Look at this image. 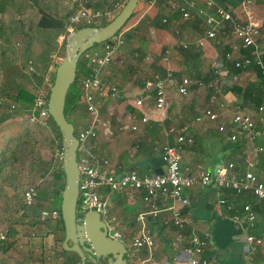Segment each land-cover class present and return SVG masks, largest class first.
Here are the masks:
<instances>
[{
	"label": "crops",
	"instance_id": "0c3cea01",
	"mask_svg": "<svg viewBox=\"0 0 264 264\" xmlns=\"http://www.w3.org/2000/svg\"><path fill=\"white\" fill-rule=\"evenodd\" d=\"M69 1L75 6L74 11L78 1ZM182 1H193L190 13L195 17L194 21L181 22L178 14L167 10V2ZM108 2L109 0H89L96 8ZM214 3L222 6L226 2L214 0ZM261 7L262 9L254 6L252 8L248 5V17L264 29V6ZM133 12L125 26L124 44L114 53L111 63L98 74L103 93L96 96L99 100V117L104 126H97L96 138L87 143L86 153L97 161L104 160L114 166L116 176L130 170L148 175L155 169L163 172L164 167L160 162L153 166L150 160L159 154L161 146L173 145L176 133L185 125L192 142L181 146L179 157L182 170H193L196 164H200L214 178L229 172L241 175L250 171L264 184V173H256L255 158L257 152L264 149V137L253 142L250 147L246 145L245 150L225 149V139L221 136L224 139L222 140L214 134V125L197 124L193 121L196 114L213 97L215 101H222L225 105L224 114L227 119L237 110L251 115L259 129L264 126L258 120L255 112L257 106L252 101L261 92L255 69L249 68L233 74L231 67L227 65L226 69L221 66L222 54L228 51L230 44L236 43L233 36L226 31L218 34L217 41H203L202 47L192 45L202 37V14L199 12L211 13L198 0H159L150 8H147L145 0H139ZM162 17L166 18L167 23L162 24L165 27L157 28L154 20ZM240 17L245 19V15ZM181 41L189 43L191 48L182 50L177 45ZM166 48L169 49V58L167 62H163L161 55ZM188 50L189 53H184ZM195 52H199L198 57L191 55ZM8 61L6 58L4 65L0 60L1 91L6 88L11 95H15L20 89L34 92L32 83L27 79L29 63L19 57L13 62ZM214 63H220L221 74L209 85L200 82L194 84L190 79L192 84L184 96L178 95L173 85L167 87L166 109L158 111L153 108L152 91L145 90V85L153 77H162L169 69L176 84L182 77L190 78L192 70L188 73V66H199V71L204 73L209 69L213 70ZM227 64L232 65L229 62ZM221 82L229 88H238L239 93L223 94L217 86ZM42 85L43 82L40 87ZM211 86L213 92H210ZM110 87L117 90V100L106 95ZM136 99H141L140 107L134 106ZM2 102L8 104L9 101L3 98ZM11 106L12 116L0 122V133L1 127L8 126L5 132L9 134L5 144L0 137V155L6 150L9 140L18 135L25 125L27 111L19 110L16 103ZM3 113L0 108V115ZM126 115H130L131 119H126ZM141 117H145L144 123L140 121ZM85 122L86 120L84 125ZM131 126L135 129L130 130ZM170 127L176 133L170 134ZM229 164L231 168L227 169ZM57 170L59 169H54ZM7 177L2 178V184ZM98 194L105 202L106 213L115 219L113 231L122 235L120 242L127 249L126 264H131L129 245L131 239L137 235L138 226L134 217L143 209L142 193L129 190L109 193L101 189ZM185 195L188 200L185 207L165 196H159L158 217L146 219L145 229L153 241L152 261L149 264H188L193 257L188 253L189 237H202L204 233L209 234V240L202 254L196 257L198 260L205 258L207 264H264V204L261 201L249 193L235 194L229 189L218 188L214 183L193 186L185 191ZM220 199L225 200L230 208L218 204ZM244 205H248L254 215V224L250 229L244 225ZM170 207L180 209L190 220L183 228V237L179 240L176 238L177 229L170 223ZM234 215L239 217L238 222L232 220ZM13 229L15 234L7 238V250L0 249V264H67L66 257L60 252L63 233L58 229L57 223L25 218L21 223L13 224ZM247 235L259 239L260 245L247 243ZM18 245H22L21 248ZM135 257H146V251L140 250L135 253Z\"/></svg>",
	"mask_w": 264,
	"mask_h": 264
},
{
	"label": "built area",
	"instance_id": "2783aa9c",
	"mask_svg": "<svg viewBox=\"0 0 264 264\" xmlns=\"http://www.w3.org/2000/svg\"><path fill=\"white\" fill-rule=\"evenodd\" d=\"M77 1V8L66 18V31L68 33L72 32L76 26L89 27L103 20L112 19L127 0H109L107 4L97 8L93 7L89 0ZM198 1H201L203 7L210 10L211 13L204 14L199 12V14H202L200 22L203 28L202 37L194 41L192 45L194 47H202L203 41H217L218 34H224L229 31L236 43L229 45V49L224 53L223 59L240 71H245L249 68L257 69L264 83V56L262 55V48L257 42L259 25L248 17L250 0H241L234 8L235 10L228 5V0H220L224 3L226 2L222 6L216 5L214 0ZM145 2L147 8H150L158 0H146ZM166 6L169 12L179 15L181 22L195 20V17L190 13L193 1L167 2ZM240 15H245V19H242ZM159 21L161 24L167 23L165 17L160 18ZM125 30L126 28L119 30L113 37L99 44V47L86 50L80 56L91 67V73L79 81L82 94L78 97V102L84 107L89 119L86 120L85 125L83 124L77 130L74 129V137L78 142L76 149V170L78 173L76 213L78 216H82L86 212L99 213L101 220L106 225L107 235L111 231V236L109 237L120 241L122 235L113 231L115 219L110 217L104 210L105 202L100 198L98 192L101 189L109 193H121L125 190L140 191L142 193L141 204L143 209L134 217V222L138 229L137 235L131 239L129 245V259L132 262L131 264H149L152 261L153 241L145 229V222L147 218L155 219L158 217L160 210L157 207V200L159 196H165L172 201L178 202L181 207H185L188 205L185 195L186 190L193 186H205L214 183L218 188L229 189L235 194L249 193L264 204V184L250 171H245L241 175L229 172L228 174H219L214 178L200 164H196L193 170H182L179 157L181 146L192 142L185 125L177 133L173 127L168 129L170 134L176 133V135L173 145H163L159 149L160 160L164 167L161 175L138 174L136 171L130 170L121 176H116L114 166L104 160L97 161L86 153L87 143L96 138L97 126H104V122L99 117V100L96 96H101L103 93L98 74L101 69L111 63L114 53L124 44L123 34ZM177 45L182 50L191 48V45L187 42L181 41ZM168 58L169 49L166 48L162 52L161 60L167 62ZM219 64H213V74L217 77L221 74ZM28 70L31 71V67ZM51 81L50 74L46 73L43 78V87L36 91L32 105L26 113L25 118L28 122L45 126L50 120L46 109V98ZM191 84L192 81L187 76L182 77L175 84L171 71L167 69L162 77H153V80L145 85V90L152 91L153 108L163 111L167 106L165 98L167 87L173 85L177 94L184 96L187 94ZM106 95L112 100L119 98L115 87H110ZM141 105V99L134 101V106L140 107ZM10 108H13V106ZM224 110L225 105L222 101H215L211 97L208 104L196 114L193 121L197 124L209 123L214 125L216 132L226 141L232 143L243 138L253 143L264 137V126L261 129L256 128L255 121L249 114L236 110L227 119ZM255 112L258 114V120L264 123V104L258 105L255 108ZM126 119H131V116L126 115ZM140 121L144 123L146 121L145 117H141ZM134 129V126L130 127V130ZM54 158L57 169H60L62 160L61 149L55 152ZM248 165L251 166V164ZM230 168L231 165H227V169ZM35 198L36 191L32 187L22 192V202L25 205H32ZM218 204L225 205L227 209L230 208V205L223 199H220ZM242 209L244 212V225L250 229L254 224V215L248 205H244ZM170 210V223L177 229L176 238L179 240L183 237V228L190 223V220L181 213L180 209L170 207ZM59 218L58 210H41L39 212V220L42 221L57 223ZM232 220L238 222L239 217L234 215ZM208 240V233H204L202 237L196 235L189 237L190 249L188 253L193 257L188 261V264H207L205 258L198 260L196 257L202 254ZM245 240L253 245H260L261 243L259 239L252 235H247ZM6 241V235L0 232V244ZM21 246L18 245L19 248ZM140 250L146 251V257L136 259L135 253Z\"/></svg>",
	"mask_w": 264,
	"mask_h": 264
},
{
	"label": "trees",
	"instance_id": "16d2710c",
	"mask_svg": "<svg viewBox=\"0 0 264 264\" xmlns=\"http://www.w3.org/2000/svg\"><path fill=\"white\" fill-rule=\"evenodd\" d=\"M146 1V0H145ZM159 1V0H158ZM241 0H228V5L231 8L237 6ZM60 1L58 0H0V60L4 64L6 54H10L11 61H14L15 46H21L22 59L27 61L31 67V71L27 74V79L32 83L34 92H27L20 89L15 95L9 94V90L1 91L0 89V108L3 109V114L0 115V122L10 118L13 111L10 110V105L16 103L19 110L28 111L32 105L36 91L43 82V78L47 70L55 66L54 57L56 56V39L59 36H66V18L70 11L65 14H60ZM254 8L258 5L264 6V0H253ZM13 10L14 15H7ZM27 12L31 14H39L37 22L33 21L36 15H25ZM134 12L131 14V16ZM116 14H114L115 16ZM251 15V13H250ZM130 16V17H131ZM33 17V18H32ZM6 18H9L8 21ZM32 18V19H31ZM111 19L103 20L96 25L89 27L102 26L108 23ZM154 25L157 28L165 27L159 21L154 20ZM127 23V22H126ZM126 24L120 29L123 30ZM76 26L74 30L82 28ZM124 35V34H123ZM257 42L262 48L264 56V29L259 25ZM94 48L99 45L93 46ZM92 47V48H93ZM229 49V47H228ZM184 53H189L185 51ZM199 52L192 53L193 57H198ZM221 56V66H229L233 69V74L240 70L235 69L232 65L227 64ZM13 59V60H12ZM85 60L79 57L76 65V76L74 82L69 86L65 101H64V116L71 121L74 129L80 128L89 116L85 112L84 107L78 102V97L81 96L82 90L79 85L81 78L88 76L91 73V67L84 64ZM5 65V64H4ZM199 67V66H198ZM188 66L190 79L194 84L202 83L209 85L217 79L213 74V70L200 72L199 68ZM227 69V67H225ZM255 69V68H254ZM257 81L261 87V92L253 99L255 106L264 104V83L257 69H255ZM52 74L50 78L52 79ZM220 92L239 93L236 87H227L224 82L218 83ZM210 92H213V87H210ZM218 97V96H217ZM215 96V98H217ZM7 99L8 104L2 102V99ZM251 116V115H250ZM72 118V120L70 119ZM81 123V124H80ZM256 128H260L256 125ZM262 128V127H261ZM214 134L221 137L219 133L214 131ZM222 138V137H221ZM222 140H224L222 138ZM246 141V142H245ZM251 142L245 138L239 139L232 143L224 140L225 149L245 150L246 145L251 146ZM53 148L61 149L59 132L48 120L47 125L33 124L25 120L23 130L8 142L7 148L0 155V232L4 233L7 238H11L15 234L13 224L21 223L25 218L28 220H39V212L41 210H58L59 194L63 187V174L61 168L54 171L52 168ZM43 150H48L50 155ZM256 158V173H264V149L257 152ZM7 177L2 184V178ZM257 178V177H256ZM34 188L36 198L32 205H25L22 202V192L28 188ZM58 229L62 231L60 218L57 222ZM8 241L0 244L1 250H7ZM60 252L66 257L67 264H79V259L74 253L62 251Z\"/></svg>",
	"mask_w": 264,
	"mask_h": 264
},
{
	"label": "water",
	"instance_id": "95a60500",
	"mask_svg": "<svg viewBox=\"0 0 264 264\" xmlns=\"http://www.w3.org/2000/svg\"><path fill=\"white\" fill-rule=\"evenodd\" d=\"M139 0H127L119 12L105 25L82 27L64 37V53L54 66L52 81L47 91L46 109L49 118L60 136L62 152L61 171L63 187L59 194V216L63 237L62 251L74 253L79 264H126V246L107 235L105 223L97 212L76 213L78 173L76 170V149L74 126L64 116V101L69 86L76 76V65L83 52L113 37L130 19ZM158 160V161H157ZM153 166L160 160V154L152 160ZM161 175L157 169L151 175ZM216 174V171H213ZM106 211V207H104Z\"/></svg>",
	"mask_w": 264,
	"mask_h": 264
},
{
	"label": "rangeland",
	"instance_id": "374dc122",
	"mask_svg": "<svg viewBox=\"0 0 264 264\" xmlns=\"http://www.w3.org/2000/svg\"><path fill=\"white\" fill-rule=\"evenodd\" d=\"M58 1V0H57ZM60 2L59 3H61L60 4V8H59V12H60V14L62 15V14H65L66 12H68V11H70V13L73 11V9L75 8V6L73 5V4H70V1L69 0H59ZM250 7L252 6V8H253V6H254V2H253V0H250ZM77 8V7H76ZM257 8H260V9H262V7L260 6V5H258V7ZM69 13V14H70ZM7 15H14V11L13 10H11V11H9L8 13H7ZM25 15H27V16H29V15H36V16H34V18H33V21H35V22H37V19L39 18V14L38 13H36V14H31L30 12H27ZM31 18V19H32ZM7 19V21H8V19L9 18H6ZM56 44H57V47H56V56L54 57V63H55V65L57 64V62L59 61V59L63 56V53H64V37L63 36H59L57 39H56ZM14 49V61L16 60V59H18V57L22 60V53H21V46L20 45H17V46H15V48H13ZM90 49H92V48H90ZM90 49H88V50H90ZM6 57H7V59L9 60L8 62L10 63L11 62V58H10V54H6ZM13 60V59H12ZM9 63H8V65H9ZM1 64H3L2 62H1ZM0 64V65H1ZM30 65V64H29ZM29 67H32V65H30ZM53 69H54V67L53 68H50L49 70H47V71H49V74H52L53 73ZM29 71V70H28ZM43 87V85L39 88V89H41ZM67 119V118H66ZM70 119L72 120V118L70 117ZM68 120V119H67ZM71 122V121H70ZM72 123V122H71ZM81 124V123H80ZM8 128V126L6 127H1V133H0V137H1V140H2V142L5 144L6 142H7V140L8 139H6V138H8L9 137V134H7V132H5V130ZM56 151H58V149L57 148H53V155H52V161H53V163H52V169L54 170V169H56L57 168V164H56V162H55V158H54V154H55V152ZM42 152H46V153H48L49 155H50V152L48 151V150H43ZM106 223L108 224V225H110V223L108 222V221H106ZM108 236H111V231L108 233ZM77 264V263H76Z\"/></svg>",
	"mask_w": 264,
	"mask_h": 264
}]
</instances>
